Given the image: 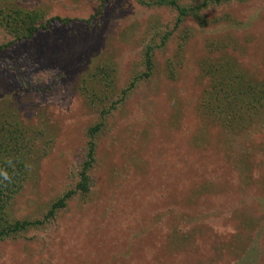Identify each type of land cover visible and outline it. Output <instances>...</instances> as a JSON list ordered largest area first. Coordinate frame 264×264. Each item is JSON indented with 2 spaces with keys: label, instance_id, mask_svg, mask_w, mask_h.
I'll return each mask as SVG.
<instances>
[{
  "label": "rangeland",
  "instance_id": "1",
  "mask_svg": "<svg viewBox=\"0 0 264 264\" xmlns=\"http://www.w3.org/2000/svg\"><path fill=\"white\" fill-rule=\"evenodd\" d=\"M104 1L0 0L48 24L14 44L0 26V123L30 142L11 220L43 218L75 187L89 130L105 121L91 192L48 226L1 241L0 264H264V97H234L237 121L208 102L215 64L264 90V0L206 10L209 22L233 16L208 28L191 17L176 27L169 7ZM167 32L151 77L136 81L146 46ZM183 215L195 228H182L179 248Z\"/></svg>",
  "mask_w": 264,
  "mask_h": 264
},
{
  "label": "trees",
  "instance_id": "2",
  "mask_svg": "<svg viewBox=\"0 0 264 264\" xmlns=\"http://www.w3.org/2000/svg\"><path fill=\"white\" fill-rule=\"evenodd\" d=\"M106 1V0H105ZM104 1V3H105ZM198 1L197 5H183L180 0H152L151 2H145L140 0V2L144 5L150 6H159V7H169L177 12V20L176 27H180L186 21L187 18H194L202 28L211 27V24H217V26H221L222 22H227V25L230 22H233L232 14L227 12L218 17H214V21L209 22L207 17L203 16V12L209 9H219V7L223 5H227L232 3L233 1L244 3L249 2L251 0H196ZM8 5V4H7ZM209 17V16H208ZM217 18V19H215ZM43 17L40 13H28L23 12L19 8L15 7H7L0 4V26L3 27L6 31L10 33L13 37L12 43L24 42L31 40L35 37V35L42 29L48 27V24L42 23ZM55 21H61L63 23H69V20H61L54 19ZM216 20V21H215ZM232 27L231 25H229ZM172 32H167L164 35L160 44H148L146 46L144 52V65L145 70L138 74L136 77V81H140L142 79H149L153 73L154 69V56L155 52L161 46H165L167 40H169ZM216 68H212L215 76H220L217 80L216 85L214 84V89H216V93L213 96L219 95L220 99L215 102L213 96L209 99V104L212 109L218 110L222 107V102H224L225 106H229L233 114L235 115L236 121L240 119L239 111L236 109V103L233 102V98H239L240 100L245 98L246 96L251 97L254 101H261L264 96V90L260 88L258 85H254V83H248L247 80L250 79L249 75L246 73L238 74L234 68H224L219 64H215ZM224 70L226 73H224ZM223 73V74H222ZM135 83H133V86ZM219 86L222 88L220 89ZM211 91L208 89V94ZM262 96L261 98H257L256 96ZM215 95V96H216ZM247 100H251L247 98ZM235 104V105H234ZM234 105V106H233ZM204 106V105H203ZM250 106V105H248ZM228 107V108H229ZM107 114L106 111H103V115ZM243 117V116H241ZM242 120L240 121V123ZM226 124L233 125V123L226 122ZM105 125V121L103 120L96 126L90 128L89 130V142L87 145V150L85 154V158L83 160L82 165L77 173V182L73 189H70L61 197H59L55 202L52 203L50 209L47 214L41 219L33 220V219H24V220H11L8 214V206L12 202V200L18 195V193L22 190L24 181L27 176V165L26 162L28 160L29 154V141L27 140V136L25 130L21 129L17 124L13 123H0V169H5L12 176V182H4L0 184V242L6 241L8 239L19 238L22 235L26 234L30 230H38L43 227L48 226L51 222H53L60 210L66 208L68 205V201L76 196L77 194L87 195L91 192L93 182L91 179V169L95 165L96 162V143L95 139L102 131ZM12 161V165L9 166L8 161ZM261 209L264 212V200H261L260 203ZM188 217L186 215L180 216L176 218L179 223L178 228H175V235L172 238L174 243L182 248L188 241V236L182 237L181 233L183 232L184 227L188 226V229L195 228L190 224ZM197 218V217H196ZM187 220V221H186ZM182 225V227H181ZM179 236V237H178ZM190 238L192 236L189 235Z\"/></svg>",
  "mask_w": 264,
  "mask_h": 264
},
{
  "label": "clouds",
  "instance_id": "3",
  "mask_svg": "<svg viewBox=\"0 0 264 264\" xmlns=\"http://www.w3.org/2000/svg\"><path fill=\"white\" fill-rule=\"evenodd\" d=\"M9 166L12 165V161H8ZM4 182L11 183L12 182V176L8 173L5 169H0V184H3Z\"/></svg>",
  "mask_w": 264,
  "mask_h": 264
}]
</instances>
